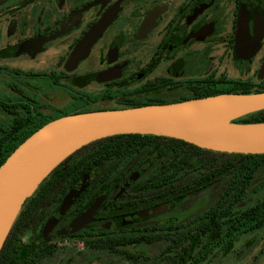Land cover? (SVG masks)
<instances>
[{
	"label": "flooded vegetation",
	"instance_id": "obj_1",
	"mask_svg": "<svg viewBox=\"0 0 264 264\" xmlns=\"http://www.w3.org/2000/svg\"><path fill=\"white\" fill-rule=\"evenodd\" d=\"M256 91L264 0H0V165L66 115ZM139 142L106 136L56 167L4 264H264L256 156L242 172L240 153L180 164Z\"/></svg>",
	"mask_w": 264,
	"mask_h": 264
},
{
	"label": "water",
	"instance_id": "obj_2",
	"mask_svg": "<svg viewBox=\"0 0 264 264\" xmlns=\"http://www.w3.org/2000/svg\"><path fill=\"white\" fill-rule=\"evenodd\" d=\"M262 109L264 91L221 93L166 104L80 112L46 123L0 165V248L24 201L53 168L81 146L106 136L135 133L172 137L226 153L263 154L264 121L234 122Z\"/></svg>",
	"mask_w": 264,
	"mask_h": 264
},
{
	"label": "trees",
	"instance_id": "obj_3",
	"mask_svg": "<svg viewBox=\"0 0 264 264\" xmlns=\"http://www.w3.org/2000/svg\"><path fill=\"white\" fill-rule=\"evenodd\" d=\"M258 92V91H256ZM251 93V92H246ZM264 121V109L255 111L252 113H248L246 115H243L237 119L234 120V122H240V123H250V122H262ZM115 136H127L129 138H136L142 139L143 142L135 143L133 147L136 149L139 147L143 148L148 153L151 152H159L160 156L164 157L166 160H169V158L172 156L173 152L176 154V161H178L180 164H185L187 162H218L223 161L225 163L230 162L232 164L234 161H236L234 158H212L211 155H213L211 152L206 151L196 145H193L192 143L185 142L180 139L172 138V137H166V136H157V135H151V134H125V135H115ZM24 139H22L19 143H21ZM93 142V141H91ZM111 145V144H110ZM118 146H120L118 144ZM175 148V151H174ZM78 151V150H77ZM76 151L72 152L70 155L75 153ZM69 155V156H70ZM85 155V154H84ZM242 156L238 161L240 163L239 169L243 171H249V164L251 162L250 156H256V166L257 170H262L264 168V153L263 154H239ZM225 156V155H224ZM68 157V156H67ZM225 167V166H224ZM233 166L230 167L231 170H233ZM56 169L53 168L48 175L45 177H50L52 175V172ZM199 169H203V167H199ZM178 170H181V167H178ZM169 177V175L167 176ZM21 216L17 217L18 219H15L13 222L5 240L4 243L0 249V264H4L3 259H8L10 256V250L13 247V240L20 232L21 223L19 222V218Z\"/></svg>",
	"mask_w": 264,
	"mask_h": 264
},
{
	"label": "rangeland",
	"instance_id": "obj_4",
	"mask_svg": "<svg viewBox=\"0 0 264 264\" xmlns=\"http://www.w3.org/2000/svg\"><path fill=\"white\" fill-rule=\"evenodd\" d=\"M68 157H66L64 160H62L56 167H58L60 165H65V164L69 163L72 160V158L69 157L70 158L69 159Z\"/></svg>",
	"mask_w": 264,
	"mask_h": 264
}]
</instances>
